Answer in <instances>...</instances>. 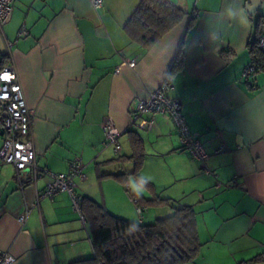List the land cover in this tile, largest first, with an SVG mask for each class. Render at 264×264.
Masks as SVG:
<instances>
[{
  "label": "crops",
  "instance_id": "0c3cea01",
  "mask_svg": "<svg viewBox=\"0 0 264 264\" xmlns=\"http://www.w3.org/2000/svg\"><path fill=\"white\" fill-rule=\"evenodd\" d=\"M171 1L184 18L144 48L123 29L139 0H103L99 9L90 0H13L0 55L14 65L32 111L40 166L67 173L69 162L81 157L85 178H75L76 193L129 221H139L130 194L144 203L147 223L190 205L202 246L186 264H242L264 253V70L241 77L258 20L264 36V6L250 15L247 0ZM181 48L184 63L173 70ZM166 77L165 95L181 102L207 152L204 162L182 149L168 115H155L150 129L133 124L137 102ZM106 118L121 130L118 153L102 143ZM128 130L142 141L137 174ZM119 173L128 174L127 185L107 176ZM48 180L43 175L35 186L20 187L14 167L0 163V252L14 255L13 264H72L94 256L88 224L66 192L37 200ZM158 198L170 203L145 202Z\"/></svg>",
  "mask_w": 264,
  "mask_h": 264
},
{
  "label": "trees",
  "instance_id": "16d2710c",
  "mask_svg": "<svg viewBox=\"0 0 264 264\" xmlns=\"http://www.w3.org/2000/svg\"><path fill=\"white\" fill-rule=\"evenodd\" d=\"M185 16V11L171 0H139L123 25L129 39L147 48L169 32ZM259 21V20H258ZM255 25V36L247 43V52L255 72L264 70V50L260 47L261 24ZM229 58L228 52H222ZM3 62H6V55ZM185 53L181 48L173 63V70L184 63ZM133 160V174L142 164L144 152L141 138L134 130H128ZM182 147V146H181ZM183 149V148H182ZM185 150V149H184ZM127 185L128 174H108ZM137 205L144 203L131 195ZM134 196V197H133ZM145 202L169 204V199H150ZM80 210L89 227L94 256L72 264H186L200 252L195 210L190 205L173 207V212L153 222H133L110 213L96 201L81 196ZM144 212V210H143ZM143 216V215H142ZM264 261V253L255 255L242 264Z\"/></svg>",
  "mask_w": 264,
  "mask_h": 264
},
{
  "label": "built area",
  "instance_id": "2783aa9c",
  "mask_svg": "<svg viewBox=\"0 0 264 264\" xmlns=\"http://www.w3.org/2000/svg\"><path fill=\"white\" fill-rule=\"evenodd\" d=\"M90 1L96 9L103 6V0ZM12 2L13 0H0V31L11 14ZM20 34L21 32L18 33V35ZM259 44L261 49L264 50V36L261 37ZM3 60L4 56L0 55V137L2 138L0 163L10 164L14 167L20 187L26 183L35 186L39 177L47 176L49 180L43 190L37 193V200L44 197L53 198L60 192H66L70 196L73 209L85 221L80 210L81 196L75 190V178H85L81 157L75 156L69 162L67 173H54L38 164L30 127L32 111L26 104L23 88L14 65L9 61L3 62ZM127 63L133 67L136 61L135 59H129ZM254 71L255 66L249 62L242 70L241 77L248 78ZM170 86L171 78L166 77L149 94L147 99L137 102L132 114L133 124L139 128L150 129L155 115H168L175 125L182 148L193 159L204 162L207 158V152L199 139L198 133L190 130L181 102L177 99H170L165 95ZM138 119L139 121H137ZM101 127L103 130V145L112 146L113 150L118 153L121 150L119 143L121 130L109 118L101 121ZM221 150L223 148L218 149V151ZM203 171L205 174H211L208 167L204 166ZM143 210L144 207L136 206L139 218H142ZM29 211V208H26V211L18 216L20 223L25 221ZM14 261L15 257L11 253L0 252V264H13Z\"/></svg>",
  "mask_w": 264,
  "mask_h": 264
},
{
  "label": "water",
  "instance_id": "95a60500",
  "mask_svg": "<svg viewBox=\"0 0 264 264\" xmlns=\"http://www.w3.org/2000/svg\"><path fill=\"white\" fill-rule=\"evenodd\" d=\"M261 6H264V0H247L245 4L246 10L250 15H254Z\"/></svg>",
  "mask_w": 264,
  "mask_h": 264
},
{
  "label": "rangeland",
  "instance_id": "374dc122",
  "mask_svg": "<svg viewBox=\"0 0 264 264\" xmlns=\"http://www.w3.org/2000/svg\"><path fill=\"white\" fill-rule=\"evenodd\" d=\"M3 29H4V32H5V31H6V26H5V25L3 26ZM2 45H4V42H3L2 36H1V34H0V47H1Z\"/></svg>",
  "mask_w": 264,
  "mask_h": 264
}]
</instances>
